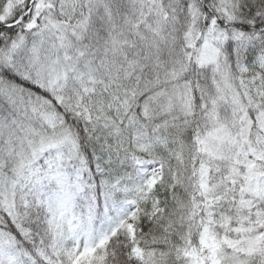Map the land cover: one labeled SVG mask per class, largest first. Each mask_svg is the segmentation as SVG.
<instances>
[{
    "label": "snow or ice",
    "instance_id": "6c2138e0",
    "mask_svg": "<svg viewBox=\"0 0 264 264\" xmlns=\"http://www.w3.org/2000/svg\"><path fill=\"white\" fill-rule=\"evenodd\" d=\"M0 264H264V0H0Z\"/></svg>",
    "mask_w": 264,
    "mask_h": 264
}]
</instances>
